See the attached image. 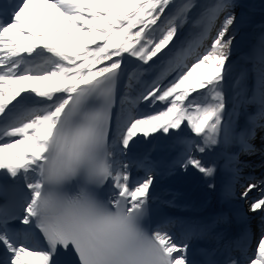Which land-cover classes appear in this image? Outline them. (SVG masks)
I'll list each match as a JSON object with an SVG mask.
<instances>
[{
	"label": "snow or ice",
	"instance_id": "snow-or-ice-1",
	"mask_svg": "<svg viewBox=\"0 0 264 264\" xmlns=\"http://www.w3.org/2000/svg\"><path fill=\"white\" fill-rule=\"evenodd\" d=\"M237 6L0 0V264H264V178L243 159L264 155V34L236 72ZM161 137L169 175L219 182L256 229L227 210L154 221L177 206L155 192Z\"/></svg>",
	"mask_w": 264,
	"mask_h": 264
},
{
	"label": "bare ground",
	"instance_id": "bare-ground-1",
	"mask_svg": "<svg viewBox=\"0 0 264 264\" xmlns=\"http://www.w3.org/2000/svg\"><path fill=\"white\" fill-rule=\"evenodd\" d=\"M247 2H248V0H242V2H240V0H237V5H239L240 3H242L243 5H247ZM248 10H249V8H247L245 6L240 11L239 16H240L241 20H244L245 21V20H248L249 19V20H251V23H252V22L256 21L257 19H259V18H261L263 16L261 10H254L251 13H249ZM262 26H264V22H260L259 24H256V27L254 28L255 32H253V35L250 37V40L247 42V45H248L247 48L249 49V52H251L252 49H253V46H254L253 43L255 42L257 44L258 39L260 37V34L257 35V31ZM243 55H245V54H242L241 56L234 55L233 58H232L233 59V62L236 65V72H238L239 69H240V67L243 66V64H244V61L241 59ZM248 67H250V65H248ZM235 74L236 73L234 72V75ZM156 143L160 146V149L161 150H158L157 152H155L154 153V157L156 159L162 161V164L163 165L168 164L170 161H167L166 160L168 158L165 155V152H166V149H168L173 144V141L170 140V139L161 137L160 139H158L156 141ZM147 147H148V145H147ZM139 148H140V145L138 146L137 150ZM135 154L136 155H139L138 152H136ZM176 157H177V153H176V156L173 157L172 160H174ZM212 158H213V156H212ZM164 167L165 166H163V168ZM175 168H178L179 170H182L179 166H176ZM192 172H194V171H192V169H189L185 173H192ZM163 175H165V177H166L165 179H168L169 178V180H170V176H172V174L171 175H168V174L166 175V173H163ZM162 177H164V176H162ZM184 177H188V176L185 174ZM247 177L257 178L256 175H251V176H247ZM192 179H193V177H191L190 180H192ZM204 181L205 180L203 179V177L193 179L192 181L189 182L190 183V187L198 186V185H204L205 184V183H203ZM215 192L216 191H213L212 192V195H213V199L212 200L215 201V202H219L220 203V199H219L218 194H215L214 195ZM168 193H170V191H166L165 194H168ZM183 194H184V191L181 190L180 191V195H183ZM197 206H193V205H190V204H185V205L181 206V208L179 209V211H181L182 213H186L187 214L188 210L193 211L194 210V207H197ZM223 207L225 209L228 208V211L229 212L231 211V213H233V214H236V213H246L248 215V217L250 218L251 224L254 227V229H256V226L260 223V216L258 214H253V213L249 212V204L246 203V202H244V201H234L231 205H223ZM202 210H204V209L201 208V211Z\"/></svg>",
	"mask_w": 264,
	"mask_h": 264
},
{
	"label": "rangeland",
	"instance_id": "rangeland-1",
	"mask_svg": "<svg viewBox=\"0 0 264 264\" xmlns=\"http://www.w3.org/2000/svg\"><path fill=\"white\" fill-rule=\"evenodd\" d=\"M240 2H242V0H240ZM245 6L249 8V13L253 12L254 10H261L263 16L261 15V18L257 19L252 23L249 19L245 21L241 20L239 14ZM237 7L235 9V12L240 23L239 30L236 35V40L234 41V55L241 56L242 54L250 53L249 50H247V42L250 40V37L253 35V32H255L254 28L256 27V24L264 22V0H248L247 5H243L242 3H240ZM259 34L260 36L264 34V26L260 27V29L257 31V35ZM253 45L255 46L256 43L254 42ZM260 158L261 156L243 157V159L247 161V163L250 165V167H248V170L253 173H257L259 169L264 167L262 166L264 162L261 163Z\"/></svg>",
	"mask_w": 264,
	"mask_h": 264
},
{
	"label": "water",
	"instance_id": "water-1",
	"mask_svg": "<svg viewBox=\"0 0 264 264\" xmlns=\"http://www.w3.org/2000/svg\"><path fill=\"white\" fill-rule=\"evenodd\" d=\"M203 196V195H202Z\"/></svg>",
	"mask_w": 264,
	"mask_h": 264
}]
</instances>
